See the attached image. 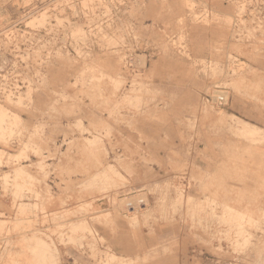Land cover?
I'll return each mask as SVG.
<instances>
[{
	"label": "rangeland",
	"instance_id": "374dc122",
	"mask_svg": "<svg viewBox=\"0 0 264 264\" xmlns=\"http://www.w3.org/2000/svg\"><path fill=\"white\" fill-rule=\"evenodd\" d=\"M0 264H264V0H0Z\"/></svg>",
	"mask_w": 264,
	"mask_h": 264
},
{
	"label": "bare ground",
	"instance_id": "6f19581e",
	"mask_svg": "<svg viewBox=\"0 0 264 264\" xmlns=\"http://www.w3.org/2000/svg\"><path fill=\"white\" fill-rule=\"evenodd\" d=\"M23 7H24V6H23ZM56 19H57V18H56ZM59 22H60V21H59ZM59 24H60V23H59ZM69 28H70V27H69ZM78 32H79V30H78ZM218 96H219V95H218ZM218 96H217V98H219V99H217V100L220 101V98L223 97V96H221V95H220L219 97H218ZM224 97H225V96H224ZM225 98H226V97H225ZM217 100H216V101H217ZM220 102H221V101H220ZM226 102H227V101H226ZM221 103H222V102H221ZM57 105H58V104H57Z\"/></svg>",
	"mask_w": 264,
	"mask_h": 264
},
{
	"label": "built area",
	"instance_id": "2783aa9c",
	"mask_svg": "<svg viewBox=\"0 0 264 264\" xmlns=\"http://www.w3.org/2000/svg\"><path fill=\"white\" fill-rule=\"evenodd\" d=\"M220 101H221V102H224V101H225V98H224V97H221V98H220Z\"/></svg>",
	"mask_w": 264,
	"mask_h": 264
}]
</instances>
